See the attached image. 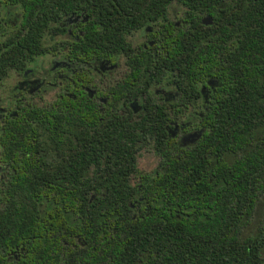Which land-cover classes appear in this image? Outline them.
Returning a JSON list of instances; mask_svg holds the SVG:
<instances>
[{"label": "trees", "instance_id": "trees-1", "mask_svg": "<svg viewBox=\"0 0 264 264\" xmlns=\"http://www.w3.org/2000/svg\"><path fill=\"white\" fill-rule=\"evenodd\" d=\"M176 2L191 26L178 28L174 45L166 40L173 59L133 58L119 84L129 116L97 115L92 130L82 108L78 133L70 117L67 134L55 110L33 107L5 126L7 152L62 155L6 160L0 264H264V0ZM119 31L104 23L84 39L103 57ZM40 32L0 44V82L45 53ZM158 72L179 92L173 109L153 101ZM141 94L150 99L133 117L128 104ZM169 117L191 121L200 136L174 142L154 123ZM147 146L158 163L143 172L137 155ZM8 250L18 258L7 260Z\"/></svg>", "mask_w": 264, "mask_h": 264}, {"label": "flooded vegetation", "instance_id": "flooded-vegetation-1", "mask_svg": "<svg viewBox=\"0 0 264 264\" xmlns=\"http://www.w3.org/2000/svg\"><path fill=\"white\" fill-rule=\"evenodd\" d=\"M160 4V0H104L102 3L96 0H0V44L12 33L14 35L37 26L41 29L39 44L47 48L45 53L28 62L23 69L11 70L16 80L9 93L8 103H0V183L7 178L11 166L7 159L35 158L36 163L42 164L41 158L62 155L6 151L3 139L5 126L26 108L55 110L67 134H70L72 125L70 117L73 118L74 134L78 133L82 108L83 115L89 117L92 130L97 115L101 121L117 114L129 116L127 107L120 101L119 84L125 82L133 58L152 55L155 64L162 60L161 55L164 61L173 59L174 53L170 54L167 50L166 40L174 45L178 28L191 26L184 6L178 5L176 0L165 2L163 13ZM104 23L120 30V44L108 40L105 55L98 57L95 54L96 43L84 39L85 31L91 28L94 33ZM23 24L26 28H23ZM8 27L10 29L7 31ZM84 47L91 49L84 50ZM45 56L50 59L47 66L42 68L37 59ZM120 69L119 76L114 77ZM140 82L142 86L148 83L146 78ZM172 83L165 74L161 78L158 72L149 89L153 91V101L157 105L173 109L172 103L177 100L179 92ZM48 95L51 97L49 102L35 103L34 100ZM147 98L141 94L128 104L133 117L139 116L144 110L149 100ZM154 123L163 125L168 138L174 142L181 139L182 143L188 141L184 136L197 128L189 120L177 121L171 117ZM74 139H77L75 135ZM20 251L22 249L19 248ZM6 257L7 260L11 257L16 259L18 255L16 251L8 250Z\"/></svg>", "mask_w": 264, "mask_h": 264}, {"label": "rangeland", "instance_id": "rangeland-1", "mask_svg": "<svg viewBox=\"0 0 264 264\" xmlns=\"http://www.w3.org/2000/svg\"><path fill=\"white\" fill-rule=\"evenodd\" d=\"M9 29L10 28L8 27L7 31ZM49 59H50L49 56L38 58L37 63L41 64L42 68H44L47 66ZM121 71L122 70L120 69L117 73H115L114 77H118L119 72ZM15 80H16L15 74L13 71H11L8 77L0 85V103H2L3 105H6L8 103V97L10 96L9 93L11 92V88ZM49 99L51 100V97L48 95L43 97L42 99H36L34 101L37 104H45L47 103V101L48 102L50 101ZM157 163H158V157L155 154L152 146L144 147L139 151V154L137 155V167L140 171L143 172L151 171L156 167ZM257 218L259 219L260 222L264 220V203H260V207L257 213Z\"/></svg>", "mask_w": 264, "mask_h": 264}, {"label": "water", "instance_id": "water-1", "mask_svg": "<svg viewBox=\"0 0 264 264\" xmlns=\"http://www.w3.org/2000/svg\"><path fill=\"white\" fill-rule=\"evenodd\" d=\"M203 22L204 23H210L211 22V20H210V18L209 17H205L204 19H203ZM214 81H212L211 79L208 81V84L209 85H214ZM202 91H203V88L201 89ZM200 131L199 132H197L196 130H192V131H190L188 134H186L185 136H184V138H187V140L188 141H185L183 144H188V143H193L199 136H200Z\"/></svg>", "mask_w": 264, "mask_h": 264}]
</instances>
